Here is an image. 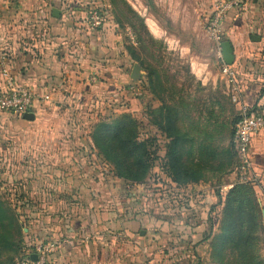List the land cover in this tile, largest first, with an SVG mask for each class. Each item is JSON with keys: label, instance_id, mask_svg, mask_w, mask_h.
Returning <instances> with one entry per match:
<instances>
[{"label": "crops", "instance_id": "1", "mask_svg": "<svg viewBox=\"0 0 264 264\" xmlns=\"http://www.w3.org/2000/svg\"><path fill=\"white\" fill-rule=\"evenodd\" d=\"M211 1L153 0L165 26L153 18L147 17L144 21L147 32L162 50L158 56L149 52L150 66L155 71L151 81L157 93L149 90L144 77V99H149L147 112L144 102V115L145 123L150 122V127L163 126L166 110L173 111L176 132L182 139L185 152L184 160H189L201 175L196 183L176 187L178 197L182 199V210L183 207L194 210L199 205L208 204V218H213L208 223L210 226L213 221V234L220 210L219 198L214 191H220L222 201L235 179L234 153L230 145L233 123L242 106L251 109L252 113L264 109V15L262 0H243L238 14L232 11L225 17L222 42L230 43L231 67L236 72L233 79H226L219 67L222 59L218 58L219 63H212L209 56H205L209 47L211 51L215 49L203 34V21L209 13ZM84 3L85 0H0V55L4 56L13 83L30 89L35 95L31 109L34 119L28 123L41 122L35 120V113L47 108L51 110L61 105L78 109L85 102L86 106L90 98L97 102L103 86L111 91L118 78L124 79L111 65L105 70L99 64V41H116V34L109 36V31L116 26L108 17L100 27L92 26L88 15L80 10ZM227 20L229 23L225 27ZM102 29L104 33L106 31L105 35L100 32ZM253 67L254 78L251 74ZM99 75L105 82L99 83ZM3 88L5 83L0 69V89ZM235 97L237 99L233 102ZM155 111H158L157 115ZM9 114L0 111V120ZM158 136L165 143V138ZM249 151L259 177V184L253 190L262 218L264 128L254 135ZM192 191L190 196L196 192L195 196L200 195L201 202H189L185 198ZM42 229L47 231L48 238L59 240L50 264H99V235L93 233V240L89 242L79 241L90 233L82 230L78 221L64 228L44 224ZM37 235L42 236L40 232ZM207 248L209 258L208 245ZM6 253L3 252L0 262H6ZM259 253L264 260V232Z\"/></svg>", "mask_w": 264, "mask_h": 264}, {"label": "rangeland", "instance_id": "2", "mask_svg": "<svg viewBox=\"0 0 264 264\" xmlns=\"http://www.w3.org/2000/svg\"><path fill=\"white\" fill-rule=\"evenodd\" d=\"M110 1L85 0L80 10L88 15L89 22V12L102 10L103 22L108 17L116 26L109 31V36L116 34V41H99V64L104 69L111 65L124 79L118 78L111 91L103 86L97 102L90 98L86 106L85 102L78 109L59 105L61 107L35 113V120L41 122L28 123L11 114L0 120V200L15 223L11 232L21 228V234L13 239L16 244L13 257L16 258L22 247L52 239L43 231L44 224L64 228L78 221L82 230L90 233L79 241L89 242L93 240V233L99 235V264H211L207 251L209 241H203L211 230L208 220L213 218H208L207 214L210 206L202 204L194 210L191 207L182 210L177 186L171 185L158 168L159 161L143 184H130L116 178L112 166L98 153L89 137L94 124L128 114L138 122V141L151 142L159 158L164 156L167 143L161 141L155 125L150 127V122L145 123L149 99L147 102L144 99V77L152 63L149 52L137 49L138 60L143 65L139 67V80L131 81L128 75L137 63L129 58L125 49L135 46L140 37L150 52L157 56L162 52L159 43L151 44V35L141 31L131 10L139 14L143 23L148 17L165 26V20L153 0H120L116 6ZM262 8L264 15V0ZM125 16L135 26L134 30ZM228 23L229 20L225 27ZM106 31L100 30L104 35ZM211 50L209 47L205 56H209L212 63H219L217 49ZM254 70L253 67V78ZM100 76L99 83L105 82ZM135 91L143 92V96H136ZM191 193L193 191L185 197L189 202H201L200 195L196 197L194 192L190 196ZM217 193L220 196V191H214V195Z\"/></svg>", "mask_w": 264, "mask_h": 264}, {"label": "trees", "instance_id": "3", "mask_svg": "<svg viewBox=\"0 0 264 264\" xmlns=\"http://www.w3.org/2000/svg\"><path fill=\"white\" fill-rule=\"evenodd\" d=\"M110 2L116 6L120 0H111ZM131 13L138 20L141 31L149 35L143 20L134 11L131 10ZM125 19L134 30L135 26L126 16ZM138 40V48L126 46L125 49L130 58L142 68L143 63L138 60L137 49L141 48L145 52L150 51L147 44L140 40V37ZM149 41L151 44L155 43L151 37ZM147 70L145 71L149 90L156 94L157 91L151 81V76L153 77L155 71L153 68L151 69V66ZM156 127L159 135L167 141L162 158H159L156 151L152 150L151 142L138 141V122L128 114H120L110 122L100 121L94 124L89 137L98 153L112 166L114 176L127 183L143 184L150 171L156 166L157 161H159L158 168L177 187L198 182L201 175L193 169L189 160H184L185 152L182 139L176 132L173 111L166 110L164 125H156ZM231 150L234 153L233 148ZM233 157L235 167V153ZM217 196L220 210L216 232L212 234L210 222L211 230L203 238V241H209L211 264H264L259 253L264 222L260 214L261 208L255 199L253 186L233 184L222 201L218 194ZM9 217L0 200V258L3 252H7L6 262L15 264L13 255L16 244L13 239L21 234V228L17 227L16 232H11L15 223ZM21 251L17 252V256ZM6 262L5 260L1 261L0 264H6Z\"/></svg>", "mask_w": 264, "mask_h": 264}, {"label": "built area", "instance_id": "4", "mask_svg": "<svg viewBox=\"0 0 264 264\" xmlns=\"http://www.w3.org/2000/svg\"><path fill=\"white\" fill-rule=\"evenodd\" d=\"M243 0H214L210 5L207 17L203 21L204 36L211 41L220 55V45L223 37V22L225 17L232 11L241 9ZM101 10L89 12L91 25L99 27L103 22ZM0 62L1 76L5 83V88L0 89V110L8 112L17 118L23 114L31 112L32 104L35 99L34 93L24 87L15 85L5 66V59L2 57ZM221 74L226 79L235 77V70L231 66L220 65ZM134 89V87H132ZM135 95L143 96V92L135 91ZM237 97L233 99L236 101ZM264 128V109L252 113L251 109L242 106L238 118L233 125L230 138L231 146L235 153L236 165L233 173L235 176L234 184H247L257 186L259 177L254 170L252 155L249 147L254 135ZM59 241L54 239L39 240L22 249L21 253L15 258V264H50V258L57 249ZM35 255V260L31 259Z\"/></svg>", "mask_w": 264, "mask_h": 264}, {"label": "water", "instance_id": "5", "mask_svg": "<svg viewBox=\"0 0 264 264\" xmlns=\"http://www.w3.org/2000/svg\"><path fill=\"white\" fill-rule=\"evenodd\" d=\"M251 39L254 40V37H252ZM220 50H221L222 62L227 66H231L233 64V55H232L230 43L228 41L222 42L220 45ZM139 72H140V68L137 64H135L130 73L131 80H137L139 76ZM21 118L26 121H32L34 119V115L33 113L28 112L23 114ZM261 213H262V218L264 220V209H262ZM31 259L35 260V255H31Z\"/></svg>", "mask_w": 264, "mask_h": 264}]
</instances>
